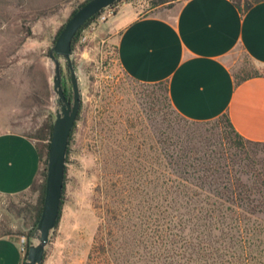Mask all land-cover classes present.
<instances>
[{
  "label": "rangeland",
  "instance_id": "1",
  "mask_svg": "<svg viewBox=\"0 0 264 264\" xmlns=\"http://www.w3.org/2000/svg\"><path fill=\"white\" fill-rule=\"evenodd\" d=\"M86 1L64 0L43 7L38 0H0V134L16 132L39 145L48 142L42 135L54 120L51 96L47 98L45 89L49 52L74 11ZM122 1L139 15L159 7L152 0ZM119 3L114 6L115 16ZM114 17L105 22L99 16L94 19L73 48L82 105L69 144L61 216L43 264H131L137 259L151 264L156 253L162 256L157 264H176L178 252H169L166 245L176 240L172 234H177L178 208L167 195L176 184L168 174L166 148L189 136L203 156L207 149L210 154L219 152L220 144L227 143L225 122L188 123L168 101L164 86L138 83L123 71ZM229 64L239 76L264 73L241 50L229 58ZM66 91L71 96L69 81ZM246 152L231 149L229 164L240 179L238 190L256 199L264 210L262 147L248 146ZM42 184L43 178L21 196L0 195V234L15 230L29 237ZM259 218L264 220L263 215ZM160 241L161 252L155 245ZM134 253L138 255L131 259Z\"/></svg>",
  "mask_w": 264,
  "mask_h": 264
},
{
  "label": "crops",
  "instance_id": "2",
  "mask_svg": "<svg viewBox=\"0 0 264 264\" xmlns=\"http://www.w3.org/2000/svg\"><path fill=\"white\" fill-rule=\"evenodd\" d=\"M38 1L52 7L64 0ZM136 12L121 1L113 18L123 71L142 84L166 82L182 117L208 122L227 115L242 137L264 144V73L238 83L229 64L241 50L264 69V0L244 13L233 0H180L146 15ZM42 172L35 141L16 132L0 134L1 196L30 192L42 182ZM23 234H0V264H24Z\"/></svg>",
  "mask_w": 264,
  "mask_h": 264
},
{
  "label": "trees",
  "instance_id": "3",
  "mask_svg": "<svg viewBox=\"0 0 264 264\" xmlns=\"http://www.w3.org/2000/svg\"><path fill=\"white\" fill-rule=\"evenodd\" d=\"M169 1L152 0L151 2L154 6H160ZM233 1L240 8L241 12L244 13L260 0ZM118 3H115L113 6H116ZM99 15L90 19L80 29L72 44L73 48L82 30ZM261 75L262 73L255 71L242 74V76L235 74V78L238 83H241L251 78L260 77ZM144 85L164 86L167 99L172 105L166 82ZM45 89L46 96L50 99L51 90L47 78L45 79ZM180 117L188 123L199 126L223 121L226 124V128H228V133L225 136L227 143L223 142L220 144L221 151H212V154L207 149V151H204L205 154L201 156L202 152L197 149L195 139L189 136L179 138L175 145L170 142L166 148L168 174L170 179H174L170 181L176 184L175 191L170 192V190H167V195H170V203L178 206L176 216L177 234H172V236L176 237V240L166 242L167 247L169 246L170 248L169 252L173 249L178 252L176 264H264V220L259 218L260 215L264 216V210L262 205L257 203L256 199L244 196L238 190L240 179L233 175L231 165L229 164L233 161V159L229 158V151L231 149L246 154L248 146L262 147L264 169V144L251 142L242 137L235 130L227 115L208 122L190 121L181 115ZM52 129V124H48L46 129L43 130L42 135V139L48 142L44 145L37 144L44 167L42 172L41 200L36 210L35 220L32 224L33 227L38 223L43 206L46 165ZM226 145L228 146L227 149L225 148ZM173 148L175 150L171 151ZM217 155H219V158H216ZM236 157L239 156L236 155ZM170 230L173 231L172 229ZM160 233L159 231V235ZM160 237L163 238V236ZM160 237L159 239H161ZM162 244H164L163 241H160V244H155L158 246L156 250L161 252ZM136 255L138 253L131 254V259L137 257ZM161 257V254L157 255V253L155 256H151V264H157V261ZM137 261L133 262L131 260V264H140V259H137Z\"/></svg>",
  "mask_w": 264,
  "mask_h": 264
},
{
  "label": "water",
  "instance_id": "4",
  "mask_svg": "<svg viewBox=\"0 0 264 264\" xmlns=\"http://www.w3.org/2000/svg\"><path fill=\"white\" fill-rule=\"evenodd\" d=\"M120 1L89 0L68 20L50 49L48 60L53 129L47 157L43 206L37 225L30 229L24 264H43L61 212L68 147L82 105L72 44L77 33L90 19ZM67 81L70 82L71 96L66 91Z\"/></svg>",
  "mask_w": 264,
  "mask_h": 264
},
{
  "label": "built area",
  "instance_id": "5",
  "mask_svg": "<svg viewBox=\"0 0 264 264\" xmlns=\"http://www.w3.org/2000/svg\"><path fill=\"white\" fill-rule=\"evenodd\" d=\"M115 16V10H114V6L104 10L102 13H100L99 17L100 20L105 22L108 19L112 18ZM28 245H29V238L27 235L23 234L20 236L19 239V250L20 252L26 256L27 252H28Z\"/></svg>",
  "mask_w": 264,
  "mask_h": 264
}]
</instances>
